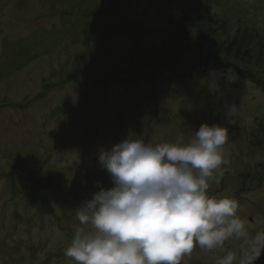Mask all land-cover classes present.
<instances>
[{
    "label": "rangeland",
    "instance_id": "rangeland-1",
    "mask_svg": "<svg viewBox=\"0 0 264 264\" xmlns=\"http://www.w3.org/2000/svg\"><path fill=\"white\" fill-rule=\"evenodd\" d=\"M181 17L188 46L200 31L217 34V45L202 47L221 64L201 79L171 80L165 70L177 59L168 56L181 43ZM181 47L174 71L200 69L202 56ZM152 69L158 77L136 87L85 88ZM255 78L264 82V0H0V264H76L65 249L77 229L95 232L78 217L113 187L101 152L125 139L183 146L205 123L228 129V163L207 194L238 201L247 235L196 245L180 264H218L229 252L240 264L264 232V91ZM253 264H264V249Z\"/></svg>",
    "mask_w": 264,
    "mask_h": 264
},
{
    "label": "clouds",
    "instance_id": "clouds-1",
    "mask_svg": "<svg viewBox=\"0 0 264 264\" xmlns=\"http://www.w3.org/2000/svg\"><path fill=\"white\" fill-rule=\"evenodd\" d=\"M227 142V128L205 123L183 146L125 139L101 152L113 187L87 202L89 214L78 219L95 232L77 229L65 255L76 264H180L196 245L211 250L233 235L246 236L238 201L207 194L209 180L223 176ZM262 249L264 232H258L240 264H253ZM235 259L229 252L218 264Z\"/></svg>",
    "mask_w": 264,
    "mask_h": 264
},
{
    "label": "trees",
    "instance_id": "trees-1",
    "mask_svg": "<svg viewBox=\"0 0 264 264\" xmlns=\"http://www.w3.org/2000/svg\"><path fill=\"white\" fill-rule=\"evenodd\" d=\"M182 18V17H181ZM179 19V18H178ZM177 19V20H178ZM183 18L182 20H179V24H175L177 26V28L174 30V34L176 36V40H180V44H176L177 46H172V47H175L176 50L174 49L172 51V54L169 55L168 57L170 58H177L175 63L171 66H166V69L165 70H168V71H172V72H175V73H172L170 77H168L169 79H175V80H194V79H201L205 72H207L208 70H211V69H216V68H219V65L218 64H221L218 59H215V56H211L203 49L202 45H205L206 42H210L212 39L216 38L217 37V34H216V31H210V32H207V33H204L200 30H203L204 27L201 28V26H193V29H198L200 31V35H198V38H196V36L194 35H190V40L192 42V44L190 46H188V37H185L186 35H188V30L185 29V27L187 28L188 26L186 24H183ZM211 25L213 24L211 21H210ZM191 28V27H189ZM226 29V26L225 27H222V31ZM230 31L232 32L233 29L231 28ZM225 35L227 36L226 32H225ZM229 39L230 40H233V38H231V36H229ZM214 43V45H217L216 44V41H211V45ZM185 45L187 48L184 49V52H189L190 50L194 51L198 56H202V58H200V61H199V64L201 65V68L198 69V66L197 65H193L189 67H187L186 71L184 73L186 74H183V73H180L179 71H174V66L177 65V64H180L179 63V55L182 51V45ZM230 46V45H228ZM200 47V48H199ZM202 48V49H201ZM230 48V47H229ZM223 50V49H222ZM217 52H222V51H217ZM230 52V49L226 48L225 49V52L224 53H229ZM213 54L215 52H212ZM205 56H208L210 58V60L208 61V58H205ZM220 58V57H219ZM231 67H236V66H231ZM238 70H242V76L243 77H254L256 76L253 72L250 73L249 69H246V68H240L238 67L237 68ZM158 77V74L156 73V71H154L153 69L151 71L148 72V75L145 74V75H142L140 72L139 74L137 75H134V76H131L128 78V81H125L123 78H120V79H116L115 77H113V79H110V77H103L101 79H98L97 81L95 82H91V83H87L86 84V89H91V91L93 92H100L102 90V88H99V87H103V86H108V85H113V84H116L117 86H122L124 88L128 87V86H134L136 87L137 85H140L142 83H146L148 80H152L154 78H157ZM254 82L256 83V85L262 90L264 91V82L262 79L260 78H255L254 79ZM105 91H107V89H105ZM91 92V93H93ZM103 92V91H102ZM99 93L101 96L104 97L103 93ZM95 96V99L98 100L101 96H98V95H94Z\"/></svg>",
    "mask_w": 264,
    "mask_h": 264
}]
</instances>
